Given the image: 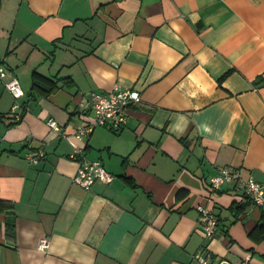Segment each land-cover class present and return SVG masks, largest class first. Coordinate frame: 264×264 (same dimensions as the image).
<instances>
[{
	"label": "crops",
	"instance_id": "crops-1",
	"mask_svg": "<svg viewBox=\"0 0 264 264\" xmlns=\"http://www.w3.org/2000/svg\"><path fill=\"white\" fill-rule=\"evenodd\" d=\"M0 65L25 108L13 124L0 80V264H264V212L208 186L224 166L264 179V0H0ZM114 86L140 94L123 127L75 138ZM74 146L112 181L74 184Z\"/></svg>",
	"mask_w": 264,
	"mask_h": 264
},
{
	"label": "built area",
	"instance_id": "built-area-1",
	"mask_svg": "<svg viewBox=\"0 0 264 264\" xmlns=\"http://www.w3.org/2000/svg\"><path fill=\"white\" fill-rule=\"evenodd\" d=\"M6 75L5 69L0 65V80H2L4 88L10 93L13 98V104L10 109V117L13 122L21 120L25 108L18 102V98L23 95L18 81L14 77L4 79ZM140 100V94L133 89L122 90L118 86L105 92H90L89 102L90 110L92 111V120L88 121L83 126H80L74 137L78 140L82 139L83 134L91 133L98 126H106L111 130H119L123 127L128 107ZM47 125L54 131L65 137L66 133L61 131L59 124L49 118L46 121ZM25 156L30 164H38L45 156L43 148L29 149ZM71 159H78L79 166L72 177V182L85 190H89L96 181L109 183L113 179L102 162L99 160H88L82 152V148L74 146L68 154ZM230 183L244 197L248 198L253 206L264 209V179L258 180L253 175L246 178L242 177L239 170L224 166L214 174L208 181L210 195L215 194L220 187ZM201 230L205 238H211L217 228V217L212 211L207 208L199 207ZM47 239L43 238L40 241L39 249H45ZM193 259L196 264H222L221 261L213 260L206 250H198L193 254ZM237 261L232 264H240Z\"/></svg>",
	"mask_w": 264,
	"mask_h": 264
},
{
	"label": "trees",
	"instance_id": "trees-1",
	"mask_svg": "<svg viewBox=\"0 0 264 264\" xmlns=\"http://www.w3.org/2000/svg\"><path fill=\"white\" fill-rule=\"evenodd\" d=\"M56 83H57V81H54V80H52V79H49V78H43V77H41L40 75H38V74H36L35 73V76H33V85L34 86H37V87H40V88H42V89H44V90H46V91H50V90H52V89H54V88H56L57 86H56ZM22 117H23V114H22ZM22 119V118H21ZM20 121V120H19ZM19 121H17V122H13L12 121V123L14 124V123H18ZM263 212H264V209H261ZM262 217V219H263V222H262V224L260 225V227L263 229L264 228V213H263V215L261 216ZM6 225H10L11 227L9 228V230L10 231H12L13 230V228H12V226H13V224L12 223H6Z\"/></svg>",
	"mask_w": 264,
	"mask_h": 264
}]
</instances>
